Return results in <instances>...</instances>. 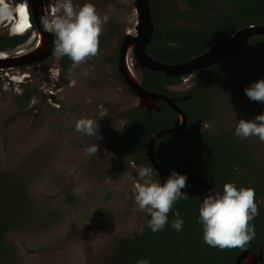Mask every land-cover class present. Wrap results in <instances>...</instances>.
<instances>
[{"label": "rangeland", "instance_id": "rangeland-1", "mask_svg": "<svg viewBox=\"0 0 264 264\" xmlns=\"http://www.w3.org/2000/svg\"><path fill=\"white\" fill-rule=\"evenodd\" d=\"M133 1L73 0L77 8L93 3L101 17L110 19L103 26L99 55L73 65L67 74H60L56 51L46 66L0 71V154L4 155L0 167L17 171L26 186L31 185L29 192L35 198L34 216L26 222L25 232L7 239L18 253L0 248V258L8 264H110L117 244L143 231L149 212L138 210L134 200L141 166L131 161L135 156L120 154L116 143L124 130L118 113L138 107L139 102L123 88L111 62L125 34L134 30ZM208 1L220 6L216 0ZM61 2L45 0L46 19ZM33 46L30 42L17 52H28ZM233 72L221 76V86L211 93L214 104L222 117L226 112L232 119L254 120L264 113V102L250 100L244 89L264 79V54L244 52ZM134 73L139 79L137 66ZM189 82L184 79L173 90H186ZM26 89L35 91L33 99L25 110H17L12 101ZM216 103L234 108H219ZM217 109L213 108L219 116ZM80 118L97 120L99 140L75 130ZM91 144L98 146L96 155L85 151ZM245 144L264 164V142L253 136ZM19 177L0 180V222H24L28 206L19 195ZM43 191L72 192L77 202L67 206L54 202V197L45 203L46 197L36 195Z\"/></svg>", "mask_w": 264, "mask_h": 264}, {"label": "trees", "instance_id": "trees-1", "mask_svg": "<svg viewBox=\"0 0 264 264\" xmlns=\"http://www.w3.org/2000/svg\"><path fill=\"white\" fill-rule=\"evenodd\" d=\"M216 1L220 3L219 7L208 0H149L153 33L146 47L147 54L161 63H183L238 30L264 24V0ZM4 43V39L0 38V48ZM250 49L264 54V37L251 39L247 50ZM239 56L240 54L227 58L205 71L195 73V83L190 91L191 99L182 106L188 130L180 133L177 139L163 137L162 146H156L155 154L162 170H175L177 173L201 177L217 192L222 193L225 183H234L237 188L254 189L259 215L251 222L255 226L256 236L252 240L254 246L249 249L255 252L256 247L264 249V164L254 153L251 155L250 151L254 148L245 144L249 138L235 135L238 120L242 118L231 119L216 115L213 110L214 103L209 97L210 91L220 84L221 75H228L235 68ZM71 62L61 60L62 70L67 71ZM178 82L179 79H170L160 73L148 70L142 73L143 88L155 94L173 96L174 93L167 88ZM200 89L209 91L199 97V94L195 95V91L198 93ZM27 102L28 98L23 102L16 99V106L23 108ZM199 120L210 121V128L202 133L198 132L195 123ZM175 124L174 113L165 106H162L160 112L153 111L149 116L143 109L133 108L126 112L123 144L134 145L142 154L144 144L151 136L161 129L172 128ZM0 156H4L2 152ZM147 166L152 168L149 163ZM1 168V181L19 177L17 171L13 172L11 167L5 170ZM153 176L155 179L158 177L154 170ZM19 178V195L28 206L24 213V222H0V248L12 252L14 250L16 254L18 248L7 239L25 232L26 222L34 216L35 201L29 192L31 185L26 186L24 178ZM182 191L188 196L173 205L163 230L152 232L148 227L150 214L146 215L142 233L131 240H121L111 255L110 264H136L139 259H147L150 264H234L240 248L220 250L203 241L199 208L204 199V189L187 184ZM71 193L50 194L49 191H43L36 192V195L41 199L46 197L45 203L52 202L55 197L56 203L63 202L64 205L74 206L77 200ZM177 211L183 219V228L180 231L172 227ZM0 264L8 263L0 258Z\"/></svg>", "mask_w": 264, "mask_h": 264}, {"label": "clouds", "instance_id": "clouds-1", "mask_svg": "<svg viewBox=\"0 0 264 264\" xmlns=\"http://www.w3.org/2000/svg\"><path fill=\"white\" fill-rule=\"evenodd\" d=\"M13 12L7 0H0V22L9 20ZM50 17L44 20V24L56 36L55 51L58 57L67 56L74 65H80L99 55L103 26L110 18L108 15L101 17L93 3L86 2L77 8L73 0H62L52 7ZM244 92L250 100L264 102V79L253 82ZM238 121L235 128L237 137L247 139L255 136L264 142V113L254 120ZM98 128L97 120L91 118H80L75 122L77 132L97 140L100 139ZM85 151L88 155H96L98 146L91 144ZM152 176L153 168L139 169L134 200L138 210L150 213L148 227L155 233L163 230L168 223V214L173 205L188 195L182 191L187 187L186 175L172 170L163 183L154 181ZM255 196L254 189L237 188L234 183H225L222 194L209 192L199 208L204 243L220 250L246 248L256 236L255 226L251 223L259 215ZM175 216L172 227L180 231L183 219L178 211ZM136 264H150V261L139 259Z\"/></svg>", "mask_w": 264, "mask_h": 264}, {"label": "flooded vegetation", "instance_id": "flooded-vegetation-1", "mask_svg": "<svg viewBox=\"0 0 264 264\" xmlns=\"http://www.w3.org/2000/svg\"><path fill=\"white\" fill-rule=\"evenodd\" d=\"M7 2L13 8L14 12H13L12 17L9 20H5L3 22H0V38H3L4 41H5L3 47L0 48V71H9L11 69H22L23 70V69H27V68H30V67L46 66L51 61V57L54 55L55 45H56V37L54 36L53 33H51L50 31L47 30L46 25L44 24V20H46L45 13L42 14V15L37 16V21H36V19L34 17V14H33V10H32L31 0H29L26 3H20L19 0H7ZM42 2H43V6H42V8H43L45 0H42ZM21 4H22V6H24L27 9L28 18H29V24H30V27L25 29L23 32L18 31L17 28H16V26L22 22V16L18 12V8H19V6ZM38 22L40 23V29L42 31V33L41 32L40 33H41L42 36H40V34L38 32V29L36 27ZM234 34H232L228 38L233 37ZM125 37H126V34H125L124 38ZM124 38L120 42L119 48H118V50H116L115 54L113 55V58L111 59V62L113 64V66L116 67V70H117L116 74L121 78L122 84H123V88L130 95H133V96H135L137 98L136 94L133 93L130 90V88L125 84L122 76L120 75V73L118 71V65L117 64H118V61H119V52H120L121 46L123 44ZM228 38H226V39H228ZM251 39H253V38L248 39V42H247L245 47H243L239 51H237V52L225 57L220 62L224 61L227 58H230V57H233V56H236V55H239V54L241 56V54H243L244 52H247V51L255 52L252 49L247 50L248 43H249V41ZM222 40H225V39H222ZM30 42H34V46H33V48L30 51L25 52V53L17 52L18 49H20L21 47H24L25 45L27 46L28 44H30ZM205 52H203V53H205ZM255 53H257V52H255ZM10 59H11V61H5V60H10ZM61 60H67L69 62L70 59L67 56L58 57V59H57V67H58V69L60 71V74L64 75V74H67L71 70V68H72V66L74 64L71 62L69 69L67 71H63L62 68H61V64H60ZM237 61L238 60H236V64H237ZM4 62H10V66L4 67ZM220 62H218V63H220ZM183 63H185V62H183ZM183 63H179V64H183ZM218 63H215V64H218ZM162 64H166V63H162ZM179 64H168V65H179ZM214 65H212V66H214ZM212 66H210V67H212ZM210 67L199 69V70H196V71H192L190 73H185L183 75H179V76H176V77H168V76H165L163 73L156 72V73H160L164 77H167V78H170V79H179V82L177 84L172 85V86L167 88V90L169 92L174 93L173 96H170L168 94H155V93L150 92V91L145 89L146 91H148L150 93H153L154 95L163 96L165 98V100L164 99H159V100H157L155 102L150 101L147 104L149 107H146V106L142 105L140 99L137 98L138 102H139L138 103L139 106L138 107H133V108H137L139 110L143 109L146 112V114L149 116L151 114V112H153V111L160 112L161 109H162V106H165V107H167L168 109H170L174 113V117L176 119V124L172 128L161 129L155 135L151 136L149 138V140L144 144V150H143V153L141 154V153H139L138 149L136 150L134 145H128V144L124 145L123 144L122 137L124 136V134H126V112H128L129 110H131L133 108H130L128 110H123V111L118 113V119L121 120L124 123V130H123V133L121 134V136L116 140L117 151L120 154L121 153L122 154L126 153V155L135 156L136 159L133 158L131 161L137 163L141 167H148L147 163H149V165L152 167V163H151V161H150V159H149V157L147 155V153H148L147 144L151 140H155L152 151H153L154 157L156 159V162L158 164V160H157L156 154H155V148H156V146H159V147L162 146L161 139L163 137H165V136H169L172 139H177L178 135L180 133L184 132L185 130H188V128H187V126H188L187 125V118H186L185 113L182 110V106H183V104L185 102H187V101H189L191 99L192 95L190 94V91L192 90V87L194 86V83H195V73H197L199 71H205V70H207ZM145 70H147V69H145ZM148 71H151V70H148ZM152 72H154V71H152ZM232 72H233V69H232ZM222 75H225V74H222ZM229 75L230 74H228V76ZM22 77H23V79H28L29 78V76L28 77L27 76H22ZM184 79H189V81H190L189 82V87L186 90H183V91H175V90H173V88L179 87ZM220 80H221V77H220ZM11 81L12 80H10V82ZM220 86H221V83L217 87H220ZM54 89H55V87H53L52 91L48 94V97L51 98L52 96H54L53 95V90ZM205 91H209V90L200 89L198 91V93H196V91H195V95L199 94V97L204 96ZM212 92L210 91L209 97L212 99V102L214 103L216 101V98H212V96H213L211 94ZM34 94H35L34 90H28V89L24 90L20 95L14 97V99L12 101V104H13L14 108H16L17 110H25L30 105V102L32 101ZM26 98H28V102H27V105L25 107L19 108L18 106H16V99H20L21 102H23ZM216 105L219 108H225V109H228V108L229 109L230 108L233 109L234 108L233 104H228V103L225 104L224 107H222V104H220V103H216ZM214 108L217 109L215 104H214ZM217 111H218L219 115L222 113V111L219 110V109H217ZM230 111H231V109H230ZM224 114H225V117H230L231 118V116H232V115L228 116L226 114V112H224ZM230 118H227V120L232 121L231 120L232 118L231 119ZM237 118H235V119H237ZM208 122H210V121H208ZM208 122H202L201 120L197 121L195 123L197 131L202 133L203 131L208 130L210 128V126H211V123H208ZM227 122L232 124L229 121H227ZM208 125H209V127H207ZM164 130H178V132L175 135H173V136L172 135H164V136H161L160 138L156 139L157 134L159 132H161V131H164ZM158 167H159V164H158ZM159 169L161 171H163V172H166V173L170 172L171 173V171L162 170L160 167H159ZM153 170L155 171V173L158 176L157 179H155V176H152L153 180H157V181L163 183L167 179L166 177L160 176L158 174V172L154 168H153ZM178 174H181V173H178ZM187 175H190V174H187ZM192 176H195V175H192ZM196 177H198V176H196ZM198 178H200L202 180H205V179H203L201 177H198ZM206 182L208 183V181H206ZM187 184L197 185V186L202 187L204 189V191H205L204 199L206 198V189L203 186H201V185H199L197 183H195V184L187 183ZM210 187L212 188L214 193L222 194L221 192L215 191L211 185H210ZM149 214H146V215H149ZM250 242H251V245H248L247 248H246L247 249V253L249 254V256L245 260H242L240 264H246L251 257L258 255L259 252H261L262 260L260 262H257L256 264H262L263 263V259H264L263 250L261 248H257L256 247V251L253 252L252 250L249 249V247L254 246V243H253V241H250ZM242 252H243V249H241V251L238 254V256L236 257L235 261L237 260L239 255L242 254Z\"/></svg>", "mask_w": 264, "mask_h": 264}, {"label": "water", "instance_id": "water-1", "mask_svg": "<svg viewBox=\"0 0 264 264\" xmlns=\"http://www.w3.org/2000/svg\"><path fill=\"white\" fill-rule=\"evenodd\" d=\"M32 10L34 17L37 21V16L44 14L42 8L43 2L42 0H31ZM132 11L135 15V27L136 36H130L126 33V37L124 38L123 44L121 46L119 52V61H118V71L122 76L125 84L130 88V90L136 94L137 98L140 99L141 104L149 107L147 104L152 101L155 102L159 99H164L163 96L154 95L146 91L142 87V73L145 69L151 70L154 72L163 73L168 77H176L179 75H183L185 73H190L192 71H196L199 69L207 68L215 63L220 62L225 57L239 51L243 47L246 46L248 39L255 37H264V24L260 26H250L248 28L237 31L233 37H230L225 40H221L213 44L205 53L190 59L189 61L179 64V65H168L162 64L153 58H151L147 52L146 47L150 43L152 33H153V25H152V15L149 7V0H134L132 4ZM38 32L41 35L42 31L40 29V23L38 22L36 25ZM41 32V33H40ZM44 35V34H43ZM131 48L133 59L135 61V65L139 68L141 72V76L139 79H135L131 71L128 70L126 64V53ZM5 61H11L5 60ZM10 66V62H4V67ZM177 110V109H176ZM178 111V110H177ZM179 112V111H178ZM178 130H164L157 134L156 139L160 138L164 135H175ZM155 140H151L147 144L148 149V157L152 163V167L158 172V174L162 177H168L169 173L163 172L159 169L156 159L153 154V145ZM187 176V183L191 184H199L206 189V196L209 192H213L210 185L205 181L196 176L181 174ZM248 245H251L249 242ZM247 245V246H248ZM247 248V247H246ZM244 248L242 254L239 255L234 264H240L242 260H245L249 254L247 253V249ZM261 252L258 255L251 257L246 264H256L260 262Z\"/></svg>", "mask_w": 264, "mask_h": 264}, {"label": "bare ground", "instance_id": "bare-ground-1", "mask_svg": "<svg viewBox=\"0 0 264 264\" xmlns=\"http://www.w3.org/2000/svg\"><path fill=\"white\" fill-rule=\"evenodd\" d=\"M22 5L19 6V8L21 7ZM18 8V9H19ZM20 14V13H19ZM21 15V14H20ZM22 16V15H21ZM21 20V19H20ZM22 20H23V17H22ZM127 34H129L130 36H136V31L133 30V31H129L127 32ZM126 64H127V67H128V70L131 71V73L133 74V76L135 77V79H138L136 74L134 73V67H135V61L133 59V55H132V50L131 48L127 51L126 53Z\"/></svg>", "mask_w": 264, "mask_h": 264}, {"label": "snow or ice", "instance_id": "snow-or-ice-1", "mask_svg": "<svg viewBox=\"0 0 264 264\" xmlns=\"http://www.w3.org/2000/svg\"><path fill=\"white\" fill-rule=\"evenodd\" d=\"M18 12L22 15L23 20H22V22L20 24H18L16 26V28H17L18 31L23 32L25 29L30 27L29 18H28V12H27V9L24 6H21L18 9Z\"/></svg>", "mask_w": 264, "mask_h": 264}]
</instances>
